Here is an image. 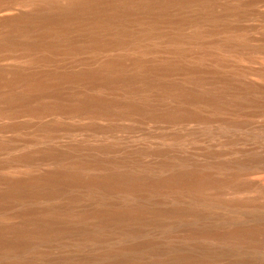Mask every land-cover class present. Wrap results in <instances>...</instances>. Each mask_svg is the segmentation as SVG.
<instances>
[{"label":"bare ground","instance_id":"6f19581e","mask_svg":"<svg viewBox=\"0 0 264 264\" xmlns=\"http://www.w3.org/2000/svg\"><path fill=\"white\" fill-rule=\"evenodd\" d=\"M0 264H264V0H0Z\"/></svg>","mask_w":264,"mask_h":264}]
</instances>
